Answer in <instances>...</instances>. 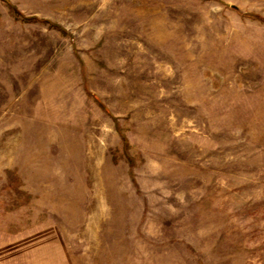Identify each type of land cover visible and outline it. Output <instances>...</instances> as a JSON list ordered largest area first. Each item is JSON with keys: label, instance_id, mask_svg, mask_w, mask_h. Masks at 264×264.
Instances as JSON below:
<instances>
[{"label": "rangeland", "instance_id": "374dc122", "mask_svg": "<svg viewBox=\"0 0 264 264\" xmlns=\"http://www.w3.org/2000/svg\"><path fill=\"white\" fill-rule=\"evenodd\" d=\"M0 264H264V0H0Z\"/></svg>", "mask_w": 264, "mask_h": 264}]
</instances>
